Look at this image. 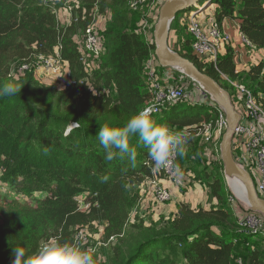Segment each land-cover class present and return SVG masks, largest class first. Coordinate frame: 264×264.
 Wrapping results in <instances>:
<instances>
[{"label": "trees", "instance_id": "obj_1", "mask_svg": "<svg viewBox=\"0 0 264 264\" xmlns=\"http://www.w3.org/2000/svg\"><path fill=\"white\" fill-rule=\"evenodd\" d=\"M129 1L80 0L72 7L71 22L62 25L56 17V11L64 7L62 2L0 0V78L10 73L12 63L20 66L36 55L52 54L56 47L69 69V81L63 88L39 82L30 70L13 82L22 86L18 93L0 98L2 179L25 192L32 185L33 190L47 193L16 222L0 227V264H12L13 247L24 248L26 255H31L46 239L72 245L75 228L97 224L102 225L104 243L116 239L111 250L104 252V264H231L237 250H244L242 264L244 260L246 264H264L260 251L251 246L253 237L262 232L237 223L239 214L228 203L222 175L194 170V178L203 181L216 200L215 207L192 209L182 202L167 225L138 226L125 235L133 206L126 182H146L156 169L138 136L128 138L129 146L137 152L135 166L119 154L107 161L97 138L100 126L122 128L151 100L144 69L147 60L156 58L155 45L134 30ZM263 1L200 0L194 10L203 3L217 5L216 22L237 21L239 33L264 52ZM95 7L107 17L100 29L103 52L98 59L88 57L84 62L77 38L91 22ZM181 15L174 17L170 29ZM184 43L189 49L188 38ZM174 52L192 61L226 91L220 74L227 79L237 77L229 48L218 57L217 70L203 66L190 53ZM88 62L95 67H88ZM245 82L264 108V60L249 67ZM219 112L213 101L176 99L150 115L172 133H183L189 142L204 124L215 128ZM83 194L88 204L84 210L76 199Z\"/></svg>", "mask_w": 264, "mask_h": 264}, {"label": "rangeland", "instance_id": "obj_2", "mask_svg": "<svg viewBox=\"0 0 264 264\" xmlns=\"http://www.w3.org/2000/svg\"><path fill=\"white\" fill-rule=\"evenodd\" d=\"M164 1L166 0H151V3H157V5L153 4L149 6L147 0V3L138 5L135 10L129 9L128 6V9L133 12V15L131 17L132 22H134L133 28H135V22H138L137 20L139 17L141 19H144L142 18L141 14H143L146 10L154 11L156 17L153 20L147 19V21L149 23L153 21L156 24L159 8ZM44 2L53 4V2L50 1ZM55 3L58 4V2ZM61 5L65 6L66 4L64 5V3L62 2ZM61 9L65 8L62 7ZM186 14L183 15L185 16ZM154 26V24L151 27L146 26L144 30L147 32V34H144L143 36L148 41L153 43ZM185 36L187 37L186 23H184V21H181V18L179 17L176 21H174L172 28L169 29V48L173 51H182V47H184L185 44ZM156 60L157 58L153 57V71L158 70L154 73L155 75L153 77L150 75L149 71L151 62L148 63L146 61L145 63L144 79L147 85V90L150 89V86L154 82V80H156V82H158L159 84H170L174 88L184 87L188 90L193 89L192 81L184 74L182 75V73L180 74L179 71L170 67L164 68L163 70L159 69L156 66V64L158 63ZM93 64L95 65V63ZM18 68L19 65H17V63H12L10 67V73L6 77L4 76L5 78H0V84L19 81L22 76L20 75ZM220 83L227 89L230 100L233 102L234 108L240 112L244 110V98L239 87H243L244 89L251 91L250 86H248V84H246L245 82V78H243L241 82H239L240 84L236 86V88H233L234 86L231 87V84L223 79L220 80ZM237 91H239L238 94L239 96H241V101H238L237 99ZM236 102L239 103V105L241 106L240 108L239 106H237ZM220 112H222V116L225 118V114L221 109ZM224 131L225 129H223L219 134L217 127L211 129L209 128L208 131L202 130L201 132L196 134L189 142H185L184 154L182 156H177L175 165L179 167L180 172L186 179L185 186L181 184H179L178 187L176 185H172L171 183L167 182L163 176L160 182V185L162 187L167 188L172 193L171 199L162 202L157 201L155 199V195L151 192H148L149 181L143 182L141 184H128L126 182L128 196L132 201L133 206L129 211V219L125 227V235L127 233H133L138 226L144 227L151 225L158 228L167 225V223L173 218L172 216L176 211L178 204L182 202L188 203L189 205L191 204L192 206H194V209L197 207H201L202 205L208 208L215 207L217 205V202L210 196L209 190L206 185L203 183V181L199 182L196 180V178H194V170H197L199 173L207 172L212 174L213 176L222 175L225 180V189L228 197V203L232 206V208L239 212V215L246 212H254L258 215V217L261 218L262 226L258 229L260 232H262L261 236L253 237L251 246L257 248L264 259V216L259 212L252 211L247 205H245V203L241 201L236 191L232 188V186L238 185L236 184V182L230 180L224 174L223 163L221 161L220 155V141ZM233 152V156L235 159V146H233L232 144V153ZM3 177L4 169L0 166V227L16 222L19 218L22 217V213L25 209L35 208L38 205L39 200L43 199L47 194L45 190H33L34 187L32 185L30 186V191L25 192L15 183L8 181L4 182L2 179ZM18 179L22 184H27V180L25 181L23 180V178ZM172 188H174L175 192ZM200 188L202 190H200ZM84 197H86L85 194L78 196V205L82 210L85 209V204L87 202V199L85 200ZM102 234L103 228L101 224H97L93 227H78L73 231V241L75 236L77 235V246L81 249L90 251L93 254L95 264H104V252H109L116 241V239L113 238L109 239V241H105L104 243V241L102 240ZM47 240L49 239L42 241L40 245ZM240 259H244V250H237L233 254L231 264H242V262L240 263ZM178 264L182 263L179 261ZM243 264H246L245 260Z\"/></svg>", "mask_w": 264, "mask_h": 264}, {"label": "built area", "instance_id": "obj_3", "mask_svg": "<svg viewBox=\"0 0 264 264\" xmlns=\"http://www.w3.org/2000/svg\"><path fill=\"white\" fill-rule=\"evenodd\" d=\"M44 1H50L53 2V4H55V2H63L64 5L66 4L64 8L69 13L68 24L73 19L71 14L72 7L79 3V0ZM146 1L147 0H130L129 9L135 10L138 5L147 3ZM205 5L206 3H203L198 7V11L193 10L187 13L186 33L189 39V49L191 54L194 55L203 66H209L217 70V59L230 45L231 35L222 27V24L219 25L214 18L208 19L197 17V12L201 11L202 6ZM90 16L91 22L84 28L81 37L77 38L84 62H87L88 57L98 59L103 52V38L100 35V29H102L107 22V17L100 14L97 7L93 9ZM56 17L59 21L58 11H56ZM84 17L85 11L82 12V18L84 19ZM240 39L242 43L251 50H257L256 46H254L242 34H240ZM152 59L153 58L147 60V62L150 63ZM90 63H87L88 67H95L92 62ZM18 70L21 76H24L26 72L31 70L34 77L39 82L55 84L59 88L65 87V84L69 81L68 64L60 57L58 47L55 48L52 54L36 55L30 60L23 62ZM235 72H239L236 67ZM150 75L153 77L155 74L150 73ZM220 76L223 80L227 81V78L223 74H220ZM192 83L193 89L188 90L184 87L174 88L170 84H159L154 80L148 90L151 94V100L143 107V109L148 108L151 110L150 114H153L176 99L214 102V100L204 92L197 83L193 81ZM239 89L243 94L245 108L244 113L238 112L240 120L234 132V137L244 133L247 134L244 146L248 158L244 159V162L241 163V161L235 157V161L240 167L248 172L256 194L264 199V108L251 91L244 89L243 87H239ZM219 115L215 127L218 128V133L220 134L221 131L226 128V121L222 116V112H219ZM243 117H245L250 123V126L247 128L241 124ZM209 128L211 129L210 123L203 125L204 131H208ZM176 158L177 155H174L171 158L169 167L159 170L155 169L153 177L148 180V192L154 194L157 201H167L171 199L172 195L167 188L160 185L161 178L164 177L167 182L176 185L177 187L179 184L183 186L186 184V179L183 174L178 176L174 173V169L176 168ZM76 199L78 201V196ZM87 207L88 204L86 203L85 208ZM236 221L239 225L254 231H259L258 229L262 226L261 218L254 212H246L237 215ZM77 244L76 235L72 245L78 247Z\"/></svg>", "mask_w": 264, "mask_h": 264}, {"label": "clouds", "instance_id": "obj_4", "mask_svg": "<svg viewBox=\"0 0 264 264\" xmlns=\"http://www.w3.org/2000/svg\"><path fill=\"white\" fill-rule=\"evenodd\" d=\"M22 86L6 82L0 84V98L11 97L20 91ZM151 110L142 109L130 116L122 128L111 127L107 124L99 127L97 138L105 149V159L111 161L117 154L121 159H127L135 166L136 149L129 146L128 138L136 135L147 147L148 156L156 169L170 166L174 155L184 154L186 138L183 133H172L167 127L158 125L150 115ZM113 149L118 150L113 151ZM176 175H182L178 166L174 169ZM108 177H103L107 180ZM14 259L12 264H95L93 254L79 247L63 243L57 238L43 242L31 255H26L25 249L13 247Z\"/></svg>", "mask_w": 264, "mask_h": 264}, {"label": "water", "instance_id": "obj_5", "mask_svg": "<svg viewBox=\"0 0 264 264\" xmlns=\"http://www.w3.org/2000/svg\"><path fill=\"white\" fill-rule=\"evenodd\" d=\"M200 0H166L159 8L158 19L154 26L155 56L161 67H170L197 83L216 102L225 114L226 128L221 136L220 155L224 174L235 175L241 179L247 206L264 216V199L260 198L248 172L240 167L232 153V140L240 116L234 108L229 94L210 76L198 70L192 61L171 50L168 46V34L172 20L178 14L193 11ZM206 6V5H205Z\"/></svg>", "mask_w": 264, "mask_h": 264}, {"label": "crops", "instance_id": "obj_6", "mask_svg": "<svg viewBox=\"0 0 264 264\" xmlns=\"http://www.w3.org/2000/svg\"><path fill=\"white\" fill-rule=\"evenodd\" d=\"M148 3H149V6L153 5V4L157 5V3L156 4L153 2L151 3V0H148ZM263 3H264V1H263ZM159 6H160V4H159ZM216 9H217V5H215V4L203 6L201 11L197 12V17L208 18V19L214 18L213 14H214ZM58 15H60V17H59L60 24L67 25L68 20H69V13L65 9H61V10H59ZM141 15H142V18H144V19H141V18L138 19V22L135 24L134 30L140 32L141 35L144 36V34H147V32L144 30V28L146 26L151 27L153 24L155 25V22L152 21L151 23H149L147 21V19L153 20L156 17V15L154 14V11H147V10ZM186 17H187V14L185 16L181 15L180 16L181 21H184V23H186ZM222 27L231 35V43L227 48H229L230 51L234 54L235 67L239 71L237 73V77H235L233 79H227V82L231 84V87L234 86L233 88H236V86H238L240 84L239 82H241V80L246 77V72L249 69V67H251L252 65H255L256 63L264 60V52L258 48H257V50H251L250 48H248L247 46H245L242 43V41L240 39V33L238 30L237 21H235V20H224L222 22ZM185 38H188V36L187 37L185 36ZM182 52L191 54L190 49H188V47H186V46L182 47ZM224 53H225V51H223L221 53V55H223ZM158 65H159V63L156 64V66H158ZM152 66H154L153 61H151V66H150V70H149L150 73L157 72L158 70L153 71ZM159 67H161V66L159 65ZM169 83H170V81H169ZM238 92L239 91H237V99H238V101H241V96H239ZM236 104H237V106H239V108L241 107L238 102H236ZM236 111L240 112L237 109H236ZM241 113H244V110H242ZM241 124L243 126H245L246 128L248 126H250L249 121L245 117H243V119L241 120ZM246 138H247V134L244 133V134H240L239 136L234 137L232 140V144H233V146H235V155H236L235 157H236V159L240 160L241 163L244 162V159L248 158V154L246 153L245 146H244V142H245ZM233 154H234V152H233ZM164 184H165V182H164ZM172 189L175 192L174 188H172ZM200 190H202V189L200 188ZM201 207H203L204 209L210 208V207L209 208L205 207L203 205ZM191 208L194 209V206L191 205ZM175 213H176V211L174 212V214ZM174 214H173V216H174ZM238 214H239V212H238Z\"/></svg>", "mask_w": 264, "mask_h": 264}, {"label": "bare ground", "instance_id": "obj_7", "mask_svg": "<svg viewBox=\"0 0 264 264\" xmlns=\"http://www.w3.org/2000/svg\"><path fill=\"white\" fill-rule=\"evenodd\" d=\"M228 178L230 180L236 182V184L238 186L234 185V186H232V188L236 191V193L238 194V196L241 199V201L243 203H245V205H247V202H246L245 196H244L243 183H242L241 179H239L235 175H228Z\"/></svg>", "mask_w": 264, "mask_h": 264}]
</instances>
